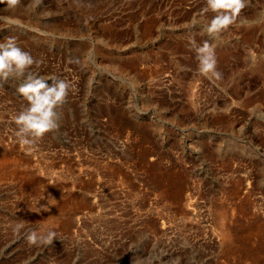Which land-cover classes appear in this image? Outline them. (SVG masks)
Masks as SVG:
<instances>
[{"label":"rangeland","instance_id":"1","mask_svg":"<svg viewBox=\"0 0 264 264\" xmlns=\"http://www.w3.org/2000/svg\"><path fill=\"white\" fill-rule=\"evenodd\" d=\"M243 2L218 38L207 0L0 3V42L71 85L26 150L0 81V264H264V0Z\"/></svg>","mask_w":264,"mask_h":264},{"label":"clouds","instance_id":"2","mask_svg":"<svg viewBox=\"0 0 264 264\" xmlns=\"http://www.w3.org/2000/svg\"><path fill=\"white\" fill-rule=\"evenodd\" d=\"M41 2L42 0H31L26 10L34 9ZM0 3L6 4V10L15 11L21 0H0ZM243 7V0H207L205 11H211L215 15L204 26L203 31L209 37L218 38L235 23ZM195 52L198 72L209 79L220 80L222 74L217 70L214 46L205 41L195 47ZM34 65L38 67L39 62L22 50L14 37H7L0 42V81H20L16 91L28 102L27 107L14 117L16 140L26 150H31L46 133L58 128L60 114L57 109L64 104L71 88L70 83L64 79L40 75L33 70ZM21 228L23 224L16 225L17 232ZM54 237V232L45 236L33 231L27 235V241L31 245L51 244Z\"/></svg>","mask_w":264,"mask_h":264}]
</instances>
